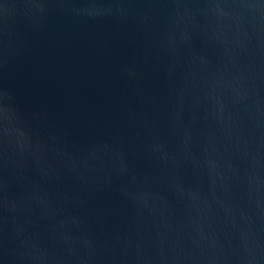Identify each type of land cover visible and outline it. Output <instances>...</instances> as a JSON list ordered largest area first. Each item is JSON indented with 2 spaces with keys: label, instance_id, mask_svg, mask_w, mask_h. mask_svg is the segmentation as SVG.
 <instances>
[{
  "label": "water",
  "instance_id": "95a60500",
  "mask_svg": "<svg viewBox=\"0 0 264 264\" xmlns=\"http://www.w3.org/2000/svg\"><path fill=\"white\" fill-rule=\"evenodd\" d=\"M0 264H264V0H0Z\"/></svg>",
  "mask_w": 264,
  "mask_h": 264
}]
</instances>
